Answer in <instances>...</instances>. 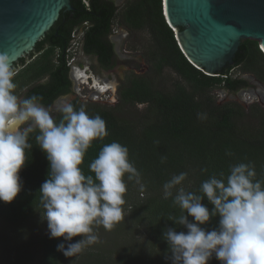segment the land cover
Returning <instances> with one entry per match:
<instances>
[{"label": "trees", "instance_id": "obj_1", "mask_svg": "<svg viewBox=\"0 0 264 264\" xmlns=\"http://www.w3.org/2000/svg\"><path fill=\"white\" fill-rule=\"evenodd\" d=\"M87 1L72 0L74 10L62 15L39 42L30 59L23 58L14 68H22L14 82L20 88H27L24 95L38 96L43 105L51 106L59 97L72 92L73 63L69 52L76 40V32L84 29V53L96 57L106 69L112 68L117 56L112 38L118 16L131 31L148 34L150 45L145 58L150 77H135L122 85L118 108L147 104L144 118L135 123L96 103L75 106L77 110L84 107L89 116H101L108 133L103 140L92 142L80 166L83 173L91 174L89 165L104 145L118 142L128 148L129 160L140 178L150 179L159 186L174 175L186 172V179L189 177L193 184L186 190L195 192L210 176L219 178L223 172L226 177L230 166L241 162L254 164L255 179L264 180V111L258 106L251 107L249 112L241 105L220 106L211 93L216 87L231 93L250 87L247 79L231 78V72L237 67L254 72L264 82V53L259 43L243 42L235 65L226 68L219 77H210L194 67L180 49L175 32L166 22L163 0H131L119 14L113 0ZM167 69L180 77L172 89L167 88L168 83L156 86L153 81V74L161 77ZM45 77L48 82L39 83ZM250 115L257 121L256 126L247 122ZM53 117L59 122L61 114ZM29 142L33 147L26 150L27 162L20 171L22 191L10 204L0 202V219L14 226L43 211L38 191L47 178L49 162L34 137H30ZM228 152L232 155H227ZM203 203L210 210L213 207L206 199ZM178 213L171 198L161 197L150 198L136 207L132 215L140 224L147 223L152 240L150 245L153 250L160 251L165 264H171V260L168 245L162 238L163 231L168 227L176 228L167 218ZM218 219L213 218L206 228H216ZM177 231L186 229L181 227ZM61 242L60 238L50 239L49 236L42 239V264L66 263L63 253L57 251ZM134 261L138 263L136 260L126 263ZM211 261L220 264L215 257L210 264Z\"/></svg>", "mask_w": 264, "mask_h": 264}, {"label": "clouds", "instance_id": "obj_2", "mask_svg": "<svg viewBox=\"0 0 264 264\" xmlns=\"http://www.w3.org/2000/svg\"><path fill=\"white\" fill-rule=\"evenodd\" d=\"M15 76L8 56L0 54V202L12 203L22 191L20 171L34 137L49 162L38 191L41 220L50 239L63 238L57 251L73 257L98 241L95 226L110 231L124 218L125 176L140 183V173L128 148L112 142L101 148L86 176L80 166L92 142L108 135L106 122L71 103L59 107L57 122L40 97L15 94ZM187 175L181 172L163 185L164 199L171 198L179 209L167 218L176 228H166L162 236L171 264H209L213 257L220 264H264V180L255 179L254 164H233L226 177L223 172L219 178L212 175L195 192L178 187ZM216 217L218 226L208 230ZM181 227L186 231H177ZM77 236L81 238L70 243Z\"/></svg>", "mask_w": 264, "mask_h": 264}, {"label": "rangeland", "instance_id": "obj_3", "mask_svg": "<svg viewBox=\"0 0 264 264\" xmlns=\"http://www.w3.org/2000/svg\"><path fill=\"white\" fill-rule=\"evenodd\" d=\"M130 1L114 0L119 8L118 14ZM113 38L118 49L117 56L112 68L106 69L96 57L84 53L82 34L76 36L69 52L70 62L73 63V75L76 77L74 91L60 105L45 107L53 116L59 112V107L64 103H71L74 107L80 103H96L115 111L117 116L128 118L135 123L144 118L148 108L147 104L118 109L120 106L119 90L122 85L129 83L135 77L145 75L150 77V67L145 58L150 38L145 32L131 31L123 25L120 16L114 23ZM21 69L16 68V76ZM230 76L232 79H247L250 83L255 80L260 84V88L250 85L254 90V94H252L249 91L242 93L241 90L231 93L223 87H216L211 93L218 105H241L248 112L251 111V107L258 106L264 111V101L258 93V91L264 92V82L259 79L260 77L250 70H245L244 67H237ZM152 77L156 86L168 83V89H172L175 83L180 81V77L169 69L161 77L156 74H153ZM83 80L87 82L82 84ZM26 89V87L17 86L14 92L23 99L22 96ZM98 89H102V91L99 92ZM251 117L253 116L250 115L247 122L256 126L257 121ZM188 179L178 187L190 188V185L193 184ZM125 183L127 191L124 195L125 204L122 206L124 218L110 231L105 230L102 226H95L94 233L98 236V241L86 246L76 256L65 257V264H128L127 260L138 262L134 261L129 264H165L160 251L153 250L150 245L152 240L147 223L140 224L132 218L136 207L141 206L150 198L164 197L163 186L156 185L147 178H140V183L128 181L125 178ZM47 233V223L41 220L40 213L27 219L19 226L0 219V264H42V239L48 236ZM80 238L79 236L74 237L70 243H75ZM60 239L63 242V238ZM67 243L65 242V247H67Z\"/></svg>", "mask_w": 264, "mask_h": 264}, {"label": "water", "instance_id": "obj_4", "mask_svg": "<svg viewBox=\"0 0 264 264\" xmlns=\"http://www.w3.org/2000/svg\"><path fill=\"white\" fill-rule=\"evenodd\" d=\"M163 9L180 49L207 76L234 66L245 41L264 52V0H163ZM73 10L72 0H0V54L15 68Z\"/></svg>", "mask_w": 264, "mask_h": 264}, {"label": "flooded vegetation", "instance_id": "obj_5", "mask_svg": "<svg viewBox=\"0 0 264 264\" xmlns=\"http://www.w3.org/2000/svg\"><path fill=\"white\" fill-rule=\"evenodd\" d=\"M117 5V4H116ZM113 40H114V38H112ZM115 41V40H114ZM117 51H118V49H117V47H116V53H117ZM72 78H73V81H74V77H73V74H72ZM76 78V77H75ZM46 82H48V77H45V78H43L39 83H41V84H43V83H46ZM249 84L250 85H253V86H255V87H257L258 86V88H260V84L257 82V81H255V80H252L251 81V83L249 82ZM74 87L75 86H73V89H72V92L71 93H69V94H66V95H63V96H61V97H59L55 102H54V104L53 105H51V106H45V105H43L42 103V105L44 106V107H47V108H49V107H53V106H55V105H60V103H62V101H64L65 99H66V97L67 96H69L70 94H72L73 93V91H74ZM248 89H252L251 87H248V88H246V89H242L241 91H242V93H243V91H245V90H248ZM264 93V92H263ZM27 94V93H26ZM24 95L23 94V98H28V96L27 95ZM59 113V112H58ZM58 113H56V114H58ZM55 114V115H56Z\"/></svg>", "mask_w": 264, "mask_h": 264}, {"label": "built area", "instance_id": "obj_6", "mask_svg": "<svg viewBox=\"0 0 264 264\" xmlns=\"http://www.w3.org/2000/svg\"><path fill=\"white\" fill-rule=\"evenodd\" d=\"M80 34H81V32H76L74 37L76 38V36L80 35Z\"/></svg>", "mask_w": 264, "mask_h": 264}, {"label": "bare ground", "instance_id": "obj_7", "mask_svg": "<svg viewBox=\"0 0 264 264\" xmlns=\"http://www.w3.org/2000/svg\"><path fill=\"white\" fill-rule=\"evenodd\" d=\"M262 48H263V50H264V46H262ZM82 79V78H81ZM83 82H87V81H82L81 83L83 84ZM85 84V83H84ZM102 90V89H101ZM104 91H106V90H104Z\"/></svg>", "mask_w": 264, "mask_h": 264}]
</instances>
